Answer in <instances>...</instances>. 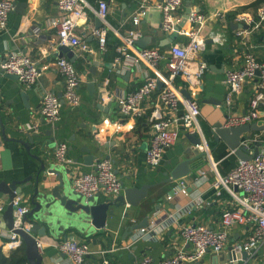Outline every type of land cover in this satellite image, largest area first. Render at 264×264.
<instances>
[{
	"label": "crops",
	"instance_id": "0c3cea01",
	"mask_svg": "<svg viewBox=\"0 0 264 264\" xmlns=\"http://www.w3.org/2000/svg\"><path fill=\"white\" fill-rule=\"evenodd\" d=\"M88 1L94 6L98 3V0ZM106 1L109 5L108 21L112 26L117 28L121 26L123 32L137 28L142 33L140 39L146 40V47H163L165 51L168 49L169 37L161 28V13L158 9H151L149 15L135 27L132 15L142 0ZM189 3L193 9L207 16L202 32L206 38V47L200 53V57L207 62L208 70L199 92L194 96L200 103V124L209 145L210 140L216 142L212 133L214 125L219 122L227 125L226 116L230 118L232 115L244 114L255 90L256 79L249 80L233 104L232 114L230 113L224 102L227 92L225 76L229 68H238L243 64V39L237 35V30L245 29L239 27L234 18L237 14H255L264 2L184 0V11ZM254 3L256 4L253 5ZM217 11L226 12L227 19L218 17ZM58 16L57 0H16L7 27L0 29V115L4 122V126L0 122V183L10 184L13 180H23L32 176L33 181L24 185L21 193L26 206L32 209L34 179L41 166L37 158L49 163L48 156L54 157L55 153L53 147L47 146L45 151H42L40 145L36 143L29 150L20 142V140L27 142V133L34 130L39 132L40 142L47 143L54 137L56 143L68 144V156L73 160L72 163L58 165L56 159L53 161L50 159V162L53 163V168L59 166L65 183L72 191L74 175L95 170L98 161L102 159H110L113 162L124 188L141 187L145 184L156 185L149 190V196L142 201L140 207L127 205L111 208L115 210V215L109 218L105 229L95 228L88 222L91 217L83 211L72 212L59 202L47 208L45 204L54 200L49 196L48 200L43 201L41 212L32 218L46 228L45 234H36L42 241V264H74L58 247V243L66 238L88 243L91 253L87 257V264H137L139 257L143 255L160 259L174 254L178 249L191 251L192 245L180 235L181 228L188 224L203 223L219 229L222 211L234 205L229 192L224 191L221 196L217 195L214 163H217V170L221 174L218 162L214 155L209 157L204 149L194 146L185 130H182L177 144L164 153L160 167L150 169L147 166L146 151L150 135L148 120L125 118L118 109L117 99L137 89L141 85L144 72L149 69L142 65L132 69L131 75L127 77L129 71L122 70V63L119 60L117 50L119 39L111 34L109 44L113 46V51H102L97 39L92 36L91 29L100 20L91 10L87 11V18L81 20L78 33L86 38L94 52L82 58L72 49L76 55L75 66L82 77L79 90L81 105L72 109L64 103L60 121L55 126L47 124L40 113L43 94L52 90L61 96L64 90V80L57 67V60L61 58L59 39L56 30L50 26V20ZM212 33L219 36V43L210 37ZM247 40L254 46V55L264 61V25L253 32ZM12 53L27 54L40 67L41 75L35 85L29 88L21 86L18 80L2 71L1 64ZM63 57L68 58L66 55ZM22 91L28 94L26 99L22 98L20 93ZM208 99H213L214 103L206 102ZM109 100H112L110 106ZM217 102H221V105ZM98 104L103 105L102 109ZM105 109H108V112ZM257 123L264 126V110L261 111V118ZM36 124L37 127L33 128ZM247 136L260 137L263 140L264 130L247 134L244 138ZM84 146L96 154L97 159L93 164L85 163L83 158L88 153H82L80 150ZM216 146L225 147L231 154L224 142L216 143ZM96 147L99 148L98 153H95ZM235 157L238 161L239 158ZM189 158L195 160L190 163V174L182 178L188 182V189L186 192L173 195L172 189L179 180L162 183L167 178L165 174L180 161ZM50 168L47 166V169ZM45 174L41 172L40 177ZM57 183L56 178L52 185ZM40 187L44 188L42 181ZM238 193L241 194L240 191ZM169 195L173 196L170 198ZM7 198L6 194L0 192V204L6 203L5 211L9 204ZM107 198L110 196L104 192L98 193L95 203L104 202ZM156 206H159L160 210H156ZM5 211L0 218L2 223L5 222ZM145 216L150 218L149 228L136 231L125 240L126 228ZM0 230L10 231L9 228L1 226ZM250 234L249 225L233 227L230 231L228 249L219 255L208 254L199 262L228 264L231 258L228 252L230 245L235 241L245 240ZM3 250L8 254L11 249L3 247ZM216 256L218 259H215ZM239 263L263 264L264 255L257 259H240Z\"/></svg>",
	"mask_w": 264,
	"mask_h": 264
},
{
	"label": "built area",
	"instance_id": "2783aa9c",
	"mask_svg": "<svg viewBox=\"0 0 264 264\" xmlns=\"http://www.w3.org/2000/svg\"><path fill=\"white\" fill-rule=\"evenodd\" d=\"M15 4L16 0H0V29L7 27L9 15L14 11ZM153 8L161 13V28L164 33L170 37L177 32V37L169 43L166 51L163 47H138L136 42L142 33L137 28L123 32L121 26L119 28L112 26L108 21L109 5L106 0H98L96 6L88 0H57L59 16L50 20V26L56 30L59 46H69L76 50L78 57L85 58L94 51L86 38L78 33V28L81 20L87 18V11L91 10L101 22L100 27L93 26L91 29L99 48L106 51L108 37L112 34L119 39L117 50L124 72L142 65L147 66L149 71L144 72L141 85L119 96L117 106L125 118L148 120L150 135L146 163L150 169L160 167L164 153L177 144L182 130H185L186 134L199 135L203 141L199 147L204 149L209 157L212 156L200 124V103L194 96L199 92L208 70L207 62L200 57V53L206 47V38L202 32L207 16L199 10L192 9L185 25L180 26L184 18V0H142L132 15L134 26H139ZM216 15L223 20L227 19L226 12L217 11ZM234 21L237 24H246L248 28L237 30V35L243 39V64L226 71L227 92L224 102L230 113L238 96L244 91L246 83L256 79V86L246 112L230 116L227 126L257 122L261 118V111L264 110V61L254 55V46L247 40L253 32L264 25V4L255 14H237ZM210 37L220 42L217 34L212 33ZM1 67L6 73L16 75L21 86L26 88L35 85L41 75L40 67L27 54L12 53ZM57 67L64 80L63 95L59 96L52 90L46 91L40 109L42 119L50 126H55L60 121L62 100L72 109L81 105L79 90L82 77L75 63L61 57L57 60ZM184 90L189 93V97L184 94ZM36 127L37 124L33 128ZM259 142L262 145L258 156L249 161L239 160L238 165L227 175H221L217 170V163H214L217 195L221 196L227 191L234 201L233 206L222 211L220 228L214 229L203 223L185 225L181 228L180 235L192 245L191 251L178 249L174 254L160 259L143 255L139 257L137 264L197 263L208 254L219 255L226 251L231 229L245 225L251 227V234L245 240L235 241L230 245L228 251L230 256L232 253L234 256L247 253V259H257L264 255V143L260 137L247 136L243 138L242 145L251 148ZM68 151L67 143H57L54 157L58 165L72 163ZM188 186L187 181L179 179L178 184L172 189L173 195L186 192ZM72 187L85 198L101 192L110 197H117L123 193L122 182L110 159L99 160L93 171L74 175ZM9 203L14 207V227L9 232L0 230V245L2 248L16 249L22 245V241L15 230L21 229L31 234L32 224L25 220L30 209L22 195L16 196ZM5 208L6 203L0 204V218ZM37 244L41 249L42 241L38 238ZM58 247L74 264H87V257L91 253L88 243L66 238L58 243ZM239 260L231 256L228 264H238Z\"/></svg>",
	"mask_w": 264,
	"mask_h": 264
},
{
	"label": "water",
	"instance_id": "95a60500",
	"mask_svg": "<svg viewBox=\"0 0 264 264\" xmlns=\"http://www.w3.org/2000/svg\"><path fill=\"white\" fill-rule=\"evenodd\" d=\"M192 5L189 3L187 5V8L184 11V18L180 24V26L185 25L187 18L189 14L192 12ZM239 27H245L248 28L246 24H237ZM101 22L97 21L96 27H100ZM179 28V27H178ZM177 37V32L170 35L168 39V43L172 42ZM136 44L140 48H145L147 46L146 40L139 39ZM60 57L67 56L72 62H75L76 55L74 54V51L66 45L60 46ZM2 71L5 72V70L1 67ZM11 78L14 80H18V77L16 75L9 74ZM131 75V72L129 71L127 73V77ZM22 98L26 99L28 94L25 91L20 92ZM184 94L189 97V93L184 90ZM62 96V94H60ZM102 98V96H101ZM213 99H208L206 102L208 103H214ZM62 103L64 104V100H62ZM219 105H221V102H217ZM112 104V101L108 104L110 106ZM102 104H98V107L102 109ZM108 112V109H105ZM227 120L229 119L228 116H226ZM0 122L2 126H4L3 118L0 115ZM264 130V126L259 125L257 122H254L252 124H243L238 126H227L224 125L222 122L216 123L214 125V130L212 131L214 135V139L216 143L224 142L226 146L229 148L232 154L237 156L239 160L249 161L254 159L259 154V148L262 145L261 142L257 143L256 145L252 146L251 148H247L246 146L242 145V141L245 135L260 132ZM52 133V132H51ZM49 133V135H51ZM27 142L24 140H20V142L30 150L31 146L34 144H39L42 151H45V147H53L54 152L56 150L57 143L55 142V138L52 137L48 142H40V135L39 132L31 130L27 133ZM188 139L194 146H200L202 145L203 141L201 140V137L197 134H187ZM82 153H88L87 156H84L85 163H92L97 159L96 154H93L91 149L84 146L81 149ZM253 151V152H251ZM99 152V148H95V153ZM40 162V170L35 177V188L34 192L31 196V203L33 205L32 209L28 212V214L25 216V220L30 222L32 224V230L31 234L27 233L21 229L15 230V232L20 236L22 243H24L26 248V254L29 260L30 264H42L43 263V256L41 253V249L38 247L37 244V236L36 234H45L46 228L42 224L32 220L33 217H36L38 213L41 212L43 207V201L48 200L49 196H51L54 200L53 202H48L45 204L47 208H49L51 205L56 204L57 202L60 203L61 206L66 208L67 210H70L72 212H78L83 211L87 215L91 217L90 222L95 228L97 229H105L107 228V222L110 217L115 215V210L111 208H121L124 206H131V207H140L142 204V201L146 199L149 196V190L156 184H145L141 187H130V188H124L123 185V193L117 197H110L107 198L104 202L101 203H95L96 198L98 197V194L90 197L85 198L81 194L77 193L75 190L72 191L71 188L65 183L62 173L59 170V166L57 168H53V163L50 162V159L53 161L55 157H52V155L48 156L47 160L49 163H45L42 159L37 158ZM195 158H189L180 161L170 172L166 173L165 175L167 178L162 181V183H169L172 181H176L179 179H182L190 174V163L194 161ZM99 162V161H98ZM47 166L51 167L50 169H47ZM41 172H45V176L40 177ZM50 175V176H49ZM52 175V177H51ZM54 176V177H53ZM58 179V183L54 186L52 185L56 178ZM33 177L29 176L23 180H13L10 184L7 182H1L0 183V192L3 194H6L8 198L6 200L12 201L16 196L21 195L24 185H26L28 182H32ZM41 181L43 182L44 188L41 189L40 184ZM155 202V199L152 200ZM156 210H160L159 206H156ZM5 222L0 221L1 227H7L10 230L14 227V207L11 203L8 204L7 210L5 211ZM5 223V224H4ZM151 222L149 216H145L142 220L139 222H133L130 224L126 230L124 239L128 236H131L134 232L149 228ZM44 227V228H43ZM231 256L236 257L238 259H247L248 254H238L234 256L232 253ZM230 256V257H231ZM215 259H218L217 256ZM202 264V262H198Z\"/></svg>",
	"mask_w": 264,
	"mask_h": 264
},
{
	"label": "trees",
	"instance_id": "16d2710c",
	"mask_svg": "<svg viewBox=\"0 0 264 264\" xmlns=\"http://www.w3.org/2000/svg\"><path fill=\"white\" fill-rule=\"evenodd\" d=\"M261 1L264 2V0ZM255 4L256 3H254L253 5ZM109 38L110 37H108L106 51H113V46L111 47L109 44ZM262 138H264V136ZM263 140L261 141L264 143ZM209 147L213 152L212 155H214L216 161L218 162L219 170L222 175H227L238 165L239 160L237 161L235 155H233L232 153L229 154L228 150L225 147H217L216 142L211 140L209 141ZM0 264H30L26 254V248L24 243H22V245L16 249H11L8 254L4 252L2 246L0 245Z\"/></svg>",
	"mask_w": 264,
	"mask_h": 264
}]
</instances>
